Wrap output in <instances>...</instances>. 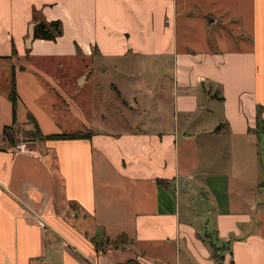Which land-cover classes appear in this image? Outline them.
<instances>
[{
	"label": "crops",
	"instance_id": "0c3cea01",
	"mask_svg": "<svg viewBox=\"0 0 264 264\" xmlns=\"http://www.w3.org/2000/svg\"><path fill=\"white\" fill-rule=\"evenodd\" d=\"M38 18L63 34L29 44ZM0 64V264H217L214 242L229 245L223 264H264L263 134L249 130L264 105V0H0ZM107 65L119 84L99 80ZM90 83L112 108L115 92L144 101L134 115L89 110ZM213 100L223 129L206 126ZM30 115L44 135L92 136L31 140ZM24 137L33 152L17 151Z\"/></svg>",
	"mask_w": 264,
	"mask_h": 264
},
{
	"label": "trees",
	"instance_id": "16d2710c",
	"mask_svg": "<svg viewBox=\"0 0 264 264\" xmlns=\"http://www.w3.org/2000/svg\"><path fill=\"white\" fill-rule=\"evenodd\" d=\"M63 34V26L62 21L59 19L54 20H47L45 18H38V22L35 27V37L36 38H42V39H48V40H56L59 36ZM205 79H201V83L203 87H205ZM11 91H10V98L14 105V111L16 110L17 103L19 100L17 87H16V79L14 72L12 73L11 78ZM213 97L216 94H212ZM222 98V97H221ZM30 120L33 121L35 130L33 132H29L27 134L29 139L37 140V139H51V140H68V139H88L92 136V133L90 130H78V131H72V132H63V133H54V134H47L44 135L40 127L33 117V115H30ZM16 120L14 119V123L10 126H5L4 133L6 137L12 142L16 143L15 136H14V125ZM250 131H255L258 134H264V105L259 103L257 105V113H256V126L255 128H249ZM161 182V180H160ZM125 240V242H123ZM131 240H128V237L126 235H122L115 240H110V243L114 247L117 246H126L129 244ZM98 245L100 242L97 243ZM229 251V245L228 243H213V256L216 260L217 264H223L226 259V252ZM131 264H138L136 261L132 260ZM229 264H234V262L231 260Z\"/></svg>",
	"mask_w": 264,
	"mask_h": 264
},
{
	"label": "rangeland",
	"instance_id": "374dc122",
	"mask_svg": "<svg viewBox=\"0 0 264 264\" xmlns=\"http://www.w3.org/2000/svg\"><path fill=\"white\" fill-rule=\"evenodd\" d=\"M76 65H77V63L76 64H73L70 69L66 70V73H68L70 75L73 74V73H75L76 72ZM101 66H102L101 61L98 62L97 60H94V61L92 60V61H89L88 62V67H89L90 70H92V69L93 70H96L97 67H101ZM107 67L108 68H106L105 71L102 70V72L100 73L99 80L102 81V82H105V83H107L109 80H111V81H116L119 84V82H121V80H122L121 75H117L118 74V71L115 70V69H111V67L109 65H107ZM1 75H2V69L0 68V78L2 79ZM94 75H96V74H94ZM170 76H171L170 79H172V77H173L172 71L170 72ZM1 82H4V80L3 81L1 80ZM168 85H170V83H168ZM170 89H172V88H170ZM80 90H81L80 91V96L82 97V99H84L87 102V108L89 110L91 109L92 103H96V106H98V107L100 106V108L105 103L107 105V108L109 110H112V109L115 108V115H118L117 114V110H116L117 108L115 107L117 104H118V106L121 109H122V107H124V108L127 107L126 110H129L128 105L130 103V105H131L130 106L131 113H129V114L134 115L136 113V112H134V110H135L134 108H136V104L137 103L139 104L140 102L142 103L144 101L142 98H133L130 94H128L129 92H125V94H126L127 97L124 96L122 94V92L120 94H117V92H115L114 97L112 98V102L114 103V106L112 108L111 103H110L111 102V99L108 100V98L106 97V95H107L106 91H103L102 89H100V91L102 90V93H103L102 94L103 99H100V100H97L96 101L92 97V94L94 93L95 89H94V87H91V83L88 84V85H86L85 87H81ZM91 97L93 98V102H91ZM99 101H100V103H99ZM211 105H212V108H211V111L209 112V114H206V113L204 114L205 120L207 122L206 123V126H209L210 124L215 123L218 126V127H216V130H218L219 128H222L223 129V123H222V119L220 117V114H221V112H220L221 104H220L219 101H214L213 100V101H211ZM131 115L130 116L128 115V120H131ZM219 119H221V120L219 121ZM215 124H213L212 126L214 127ZM26 139H27V137L21 138V141H19V143L20 142H25ZM261 139H262V141L260 142L259 147H258V157H259L260 168H261L260 174L262 175L263 174L262 170L264 171V134L262 135ZM226 146H228V148L231 151L225 149L223 151V155L226 152L232 154V152H233L232 151V146L229 145V144H227ZM189 150H190V146H188V145H182V148H181V156L183 157V156H186L187 154H189ZM238 165H241L240 162H239ZM260 183H264V178L260 180ZM219 190L220 189L217 188L216 194H217V192ZM206 198H207V195H205L204 197L200 195L199 202L202 203V202L206 201ZM207 202L209 204H212L211 199H208ZM244 228H246V227H244Z\"/></svg>",
	"mask_w": 264,
	"mask_h": 264
},
{
	"label": "built area",
	"instance_id": "2783aa9c",
	"mask_svg": "<svg viewBox=\"0 0 264 264\" xmlns=\"http://www.w3.org/2000/svg\"><path fill=\"white\" fill-rule=\"evenodd\" d=\"M16 149L18 152H33V149L26 141L18 143Z\"/></svg>",
	"mask_w": 264,
	"mask_h": 264
},
{
	"label": "water",
	"instance_id": "95a60500",
	"mask_svg": "<svg viewBox=\"0 0 264 264\" xmlns=\"http://www.w3.org/2000/svg\"><path fill=\"white\" fill-rule=\"evenodd\" d=\"M34 38H35V24H32L29 28L28 43L30 44Z\"/></svg>",
	"mask_w": 264,
	"mask_h": 264
}]
</instances>
